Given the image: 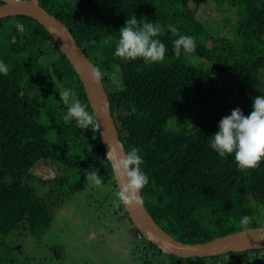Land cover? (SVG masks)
I'll use <instances>...</instances> for the list:
<instances>
[{"label":"trees","instance_id":"obj_1","mask_svg":"<svg viewBox=\"0 0 264 264\" xmlns=\"http://www.w3.org/2000/svg\"><path fill=\"white\" fill-rule=\"evenodd\" d=\"M39 1L103 71L125 151L141 150L149 176L142 195L155 222L185 243L264 226V161L242 171L232 156L220 159L208 146L231 108L226 96L234 95L246 116L253 99L264 96V0ZM133 14L138 21L157 22L158 38L168 49L163 62L113 56L119 29ZM219 17L223 25L212 30L205 20ZM169 23L195 37V52L174 55ZM0 60L9 67L0 75V264H36L23 245L29 238L39 242L53 215L32 184L30 169L44 159L67 167L55 184L63 194L64 185L72 194L83 190L92 170L112 180L115 189L116 184L97 127L80 129L62 119L66 109L57 84L73 87L92 109L69 59L45 27L29 16L0 19ZM223 74L235 88L217 80ZM245 215L250 222L242 228ZM139 233L135 228L134 235L140 238ZM139 248L163 256L157 264H264V248L190 257L164 254L147 240Z\"/></svg>","mask_w":264,"mask_h":264},{"label":"clouds","instance_id":"obj_2","mask_svg":"<svg viewBox=\"0 0 264 264\" xmlns=\"http://www.w3.org/2000/svg\"><path fill=\"white\" fill-rule=\"evenodd\" d=\"M4 7L6 0H0V8ZM167 30L170 38H174L172 51L176 57L195 52L194 36L181 32L173 23L167 25ZM159 31L156 21L151 22L146 18L138 21L135 14L129 16L125 25L119 29L113 56L129 61L139 59L148 65L163 62L168 49L158 38ZM8 72L9 67L0 60V75H7ZM103 77L104 73L98 66L91 68L89 78L93 83H100ZM55 87L59 91V101L66 109L62 117L63 121L66 124L75 122L80 129L91 127L95 131L99 124L95 114L88 111L87 104L78 99L77 91L73 87H62L58 84ZM217 129L208 137V146L218 158L226 159L232 156L237 169L242 171L257 168L264 161V96L253 99L252 111L247 116L241 108H234L230 115L221 118ZM115 152L116 150L110 146L106 155V160L112 162L113 175L119 176V187L114 191V202L143 205L142 192L149 183V176L143 169L144 159L141 150L132 146L119 158L114 155ZM89 177L95 186H103L104 181L98 170L89 173ZM249 222V217L246 215L239 221L242 228Z\"/></svg>","mask_w":264,"mask_h":264},{"label":"rangeland","instance_id":"obj_3","mask_svg":"<svg viewBox=\"0 0 264 264\" xmlns=\"http://www.w3.org/2000/svg\"><path fill=\"white\" fill-rule=\"evenodd\" d=\"M216 20L205 21L214 30L223 25L220 17ZM216 78L225 80L226 87H236L228 74ZM225 101L231 107L227 113L230 115L237 99L228 95ZM66 171L67 167L51 159L40 160L30 169L31 182L49 202L53 221L39 242L29 238L23 245L25 253L36 264H143L145 260V264H157L163 256L140 250L146 239L134 235L124 205L114 202V191L118 189L112 180L102 177L104 184L97 187L89 179L83 190L73 194L64 185L65 195L55 184Z\"/></svg>","mask_w":264,"mask_h":264},{"label":"water","instance_id":"obj_4","mask_svg":"<svg viewBox=\"0 0 264 264\" xmlns=\"http://www.w3.org/2000/svg\"><path fill=\"white\" fill-rule=\"evenodd\" d=\"M14 15L32 17L50 33L60 50L69 59L83 85L92 113L95 114L99 123L97 130L105 150V156L111 146L116 150L114 155L117 158L122 157L125 148L120 140L103 82L93 83L90 80L89 72L95 66L78 45L68 27L42 7L39 0H6V7L0 8V19ZM108 161L112 167V162ZM113 162L115 161L113 160ZM113 178L118 189L119 176L113 175ZM123 205L133 226L147 241L155 244L164 254H176L184 257L213 256L226 252L264 248V226L246 228L215 237L206 242L185 243L165 232L155 222L145 203L143 205Z\"/></svg>","mask_w":264,"mask_h":264},{"label":"built area","instance_id":"obj_5","mask_svg":"<svg viewBox=\"0 0 264 264\" xmlns=\"http://www.w3.org/2000/svg\"><path fill=\"white\" fill-rule=\"evenodd\" d=\"M140 234V233H139ZM138 236H140V235H138Z\"/></svg>","mask_w":264,"mask_h":264}]
</instances>
